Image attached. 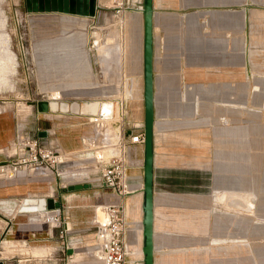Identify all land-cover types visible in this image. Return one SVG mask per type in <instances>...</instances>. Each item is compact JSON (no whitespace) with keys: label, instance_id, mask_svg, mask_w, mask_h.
<instances>
[{"label":"rangeland","instance_id":"rangeland-1","mask_svg":"<svg viewBox=\"0 0 264 264\" xmlns=\"http://www.w3.org/2000/svg\"><path fill=\"white\" fill-rule=\"evenodd\" d=\"M97 3L95 15L85 17L57 11H29L26 0H0V114L13 111L16 115L14 137L6 147H1L0 152L6 155L0 164L22 152L20 141L27 134L34 135L33 130L25 131L24 122L33 116L40 99L82 103L126 97L129 112L134 117L137 101L128 94L141 97L142 85L128 73L125 35L131 10H139L142 0H97ZM254 29V39L258 40L260 28ZM138 103L139 117H142V99ZM255 109L259 111L262 129L259 139L250 140L252 146H256L247 155L249 170H241L242 159L237 154H216L217 139L198 138V162H194L196 156L187 146L186 169L181 168L180 174L174 172L170 179L188 184L198 182V209L193 201L187 202V217L180 219L182 233L177 240L181 243L180 249L162 252L159 256L162 259L171 260L172 264H264V167L254 165L257 153L264 159V106ZM53 113L54 117L46 121L56 127L57 134L51 133L50 139L59 144V131H72L73 140L77 142L72 149L75 151L63 154L61 149L59 160L67 161L49 165L39 174L34 173L33 166H28L26 172L17 167L12 175L0 174V181L16 179L21 171V175L30 174L36 180L23 192L0 194V259L4 264H99L95 209L113 201L115 195L110 188L100 187L95 179L103 162L95 157L100 150L95 145L100 143L94 138L88 114L76 115L70 110ZM219 123V126L228 124L225 114L219 115ZM115 127L109 123L106 132L113 135ZM103 131L102 127V134ZM82 136L87 137L83 145ZM218 141L223 150L226 146L222 140ZM69 150L64 148V151ZM103 154L108 156L109 151L104 149ZM228 161L238 170L225 171L223 176L233 180V175H239V182H217V164L221 167ZM69 165L80 174L74 178L65 173L57 174L56 167L63 171ZM84 171L87 173L81 174ZM219 172V179L224 180ZM83 182L90 186L80 191L67 188ZM52 188L55 190L50 197ZM72 191L77 193L72 195ZM227 191L236 194L226 197ZM58 192L68 200L60 199ZM99 193L104 195L103 199ZM242 195L251 199L249 207ZM27 197H44L47 210L57 206L53 199L60 200V225L53 228L51 236L45 212L19 209ZM140 235L142 226H139ZM64 237L74 249L72 257L62 251ZM140 258L136 253L130 260L136 259L139 264Z\"/></svg>","mask_w":264,"mask_h":264},{"label":"crops","instance_id":"crops-1","mask_svg":"<svg viewBox=\"0 0 264 264\" xmlns=\"http://www.w3.org/2000/svg\"><path fill=\"white\" fill-rule=\"evenodd\" d=\"M152 2L153 255L154 264H172L171 260L159 256L167 250L180 249L181 243H177L182 233L180 219L187 217V202L193 201L198 209V182L188 184L171 182L170 179L174 172L178 171L180 174L181 168L186 169L187 146H190L191 153L196 156L194 162H198V138L217 139L216 154H237L238 158L242 159L241 170L245 172L250 169L247 165L249 162L246 161L250 158L248 159L247 155H250L252 147L256 146H252L250 140L259 139L258 133L262 129L259 111L255 108L264 106V0ZM127 22L125 37L128 45V73L142 85V96L135 95L134 100L137 103L134 117L131 116L132 124L126 128V133H129L138 131L143 126V116L139 117L141 114L138 103L139 99H142L143 103L142 12L131 10ZM256 27L260 28L258 40L254 39ZM132 76L129 78L133 82ZM48 111H38L36 107L33 116L24 122L25 131L30 133L33 130L35 135L40 127L48 128L50 133L57 134L56 127L46 121L54 117V113ZM220 114L227 116L228 124L219 126ZM15 129V113L2 112L0 150L13 140ZM59 132L61 135L58 137L62 140L58 142L60 148L63 151L64 148L70 149L65 152L75 151L72 149L77 142L73 140L72 131ZM219 139L226 146L223 150L220 149ZM127 152L131 164L128 182L135 189L125 196V200L130 197L131 205V212L126 208L125 212L138 244L139 219L142 217L143 144L131 143ZM257 154L254 165L258 168L264 167V159L260 153ZM4 155L6 153L2 155L0 152V160ZM222 164L221 167L218 164L216 167L217 182H239V175H233L235 181L230 180L228 174L226 176L229 178L223 176L225 171H236L237 167L229 161ZM34 171L39 174L41 170L35 168ZM219 171L225 177H222L224 180L219 179ZM21 173L17 174L20 176L16 179L0 181V194L23 192L29 188L31 182L36 181L30 174L24 176ZM86 188L88 187L81 189ZM54 190L52 188L49 196ZM75 193L77 192H70L72 195ZM191 194L194 196L191 197ZM99 195L103 199L104 195ZM58 197L68 200L62 192H58ZM113 198V201H117L116 195ZM49 200L51 204V198ZM53 203L60 205V200L53 199ZM49 235L45 240H48ZM43 248L48 249V246ZM97 249L99 264H102L99 246ZM62 251L66 256H71L72 249L70 252H67V248Z\"/></svg>","mask_w":264,"mask_h":264},{"label":"built area","instance_id":"built-area-1","mask_svg":"<svg viewBox=\"0 0 264 264\" xmlns=\"http://www.w3.org/2000/svg\"><path fill=\"white\" fill-rule=\"evenodd\" d=\"M141 8L142 3L138 5L137 9L141 11ZM47 100L49 102V99ZM112 103L115 105V115L113 113L112 116H102L99 110L87 116L88 121L92 123L94 129V138L100 143V145H96L95 147L100 149L96 151L97 154L95 157L100 162L103 161L98 176L95 178L96 182H98L100 187L106 186L110 188L117 196V201H111L105 204L107 219L105 222L96 220L95 235L97 245L101 251L102 264H128L133 252H131L127 243L128 219L124 201L125 196L132 193L135 188H132L128 182L131 164L127 150L131 143L143 144V126L138 131L126 133V128L132 124L130 109L127 106V98L120 96L112 98ZM109 123L110 126L111 124L116 125V130L113 135L106 132ZM102 127L104 129L103 134L101 132ZM42 130L45 131L44 135L39 134ZM50 132L51 130L48 128L40 129L38 127L35 135L27 134L20 141V144H22V152L17 154L16 157L1 163L0 174H4L5 172V174L11 173L17 167L25 171L28 166H33L42 171L48 168L49 165L53 166L55 163L58 165L59 163L67 161L59 160L58 155H61L60 152L62 150L56 142L48 139V136L51 134ZM85 138L87 137H82L83 141ZM104 149L109 151V155L106 158L98 154V151L99 153H103ZM62 152L63 154L66 153L65 151ZM72 166L69 165V168H64L63 171H60L58 167L55 169L58 175L65 173L67 176L74 178L80 173H75ZM86 173L84 171L81 174ZM44 205L46 207V201ZM59 209V205L52 206L48 210L46 209V220L50 221L51 226L50 236L53 228L60 225ZM66 227L68 228L67 222ZM60 236H63L61 229ZM61 243L63 245L62 250H65L70 245L65 237L61 240ZM134 261L136 262V259ZM138 261H142V258Z\"/></svg>","mask_w":264,"mask_h":264},{"label":"water","instance_id":"water-1","mask_svg":"<svg viewBox=\"0 0 264 264\" xmlns=\"http://www.w3.org/2000/svg\"><path fill=\"white\" fill-rule=\"evenodd\" d=\"M29 11H57L72 14H83L94 16L98 7L97 0H26ZM143 17V184H142V263L154 264L153 244V35H152V0H142ZM38 111L47 112L49 102L40 99L36 102ZM100 115L106 113L100 109ZM115 115V112H114ZM44 135L45 131L39 132ZM90 184L75 183L67 188L81 189L89 187ZM72 248H67L70 252ZM0 264H4L0 259Z\"/></svg>","mask_w":264,"mask_h":264},{"label":"bare ground","instance_id":"bare-ground-1","mask_svg":"<svg viewBox=\"0 0 264 264\" xmlns=\"http://www.w3.org/2000/svg\"><path fill=\"white\" fill-rule=\"evenodd\" d=\"M60 13H66V12H60ZM67 14H72V13H67ZM75 15H81V16L88 17V16L83 15V14H75ZM127 53H128V51H127ZM128 95L132 99H135V97H136L133 93L128 94ZM49 105H50V109L48 112H51V111L52 112H57V111L65 112L67 110H70L72 113H75L76 115L77 114L80 115V114H93L95 111H99L100 109H102V111H104V113H106V115H109V116L110 115L112 116L114 112L116 113L115 105H114V103H112L111 99L110 100L109 99L108 100H86L82 103H80L77 100H73L71 102H66V101H59L57 99H53V100H49ZM98 154L103 156L105 153L103 154L100 152ZM9 175H12V174L9 173ZM235 194L236 193L233 191L232 192L227 191L226 197L231 196V195H235ZM244 197L245 196L242 195L243 200L245 199ZM45 201L46 200L44 197H39V198L27 197L22 201L19 209H21L22 211H26V212H33V211L46 212L47 208L44 205ZM245 202H246L245 205L247 207H249L248 205L252 203L251 199H249V198L248 199L246 198ZM124 206L127 209V211H128V209L131 210L130 197L124 201ZM95 210H96V220L100 221V222H105L107 219L106 218L105 205H100V206L96 207ZM141 220H142V217H140V219H139V226H142ZM130 227L131 226H128L129 231L127 233L128 246H130L131 250H133V251H131V252H133L132 255L139 253L140 257L142 258V247H141L142 246V235L139 236V242H138V244H136L135 239H134V235H133V230L130 229ZM73 252H74V249L72 248L71 254ZM128 264H138V263L133 261V260H130ZM139 264H143L142 261H140Z\"/></svg>","mask_w":264,"mask_h":264}]
</instances>
